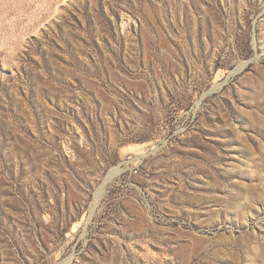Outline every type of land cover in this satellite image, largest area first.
<instances>
[{
    "label": "rangeland",
    "instance_id": "obj_1",
    "mask_svg": "<svg viewBox=\"0 0 264 264\" xmlns=\"http://www.w3.org/2000/svg\"><path fill=\"white\" fill-rule=\"evenodd\" d=\"M0 264H264V0H0Z\"/></svg>",
    "mask_w": 264,
    "mask_h": 264
},
{
    "label": "bare ground",
    "instance_id": "obj_2",
    "mask_svg": "<svg viewBox=\"0 0 264 264\" xmlns=\"http://www.w3.org/2000/svg\"><path fill=\"white\" fill-rule=\"evenodd\" d=\"M112 171H113V172H114V171L116 172V169L114 168Z\"/></svg>",
    "mask_w": 264,
    "mask_h": 264
}]
</instances>
